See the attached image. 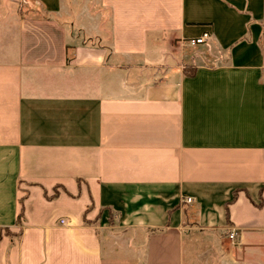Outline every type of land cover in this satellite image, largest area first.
Wrapping results in <instances>:
<instances>
[{
	"label": "crops",
	"instance_id": "obj_1",
	"mask_svg": "<svg viewBox=\"0 0 264 264\" xmlns=\"http://www.w3.org/2000/svg\"><path fill=\"white\" fill-rule=\"evenodd\" d=\"M16 1L0 264H264V0Z\"/></svg>",
	"mask_w": 264,
	"mask_h": 264
},
{
	"label": "rangeland",
	"instance_id": "obj_2",
	"mask_svg": "<svg viewBox=\"0 0 264 264\" xmlns=\"http://www.w3.org/2000/svg\"><path fill=\"white\" fill-rule=\"evenodd\" d=\"M18 11L23 15L47 17L46 12L42 11L40 6L35 1L30 0H17ZM45 17V18H46Z\"/></svg>",
	"mask_w": 264,
	"mask_h": 264
},
{
	"label": "built area",
	"instance_id": "obj_3",
	"mask_svg": "<svg viewBox=\"0 0 264 264\" xmlns=\"http://www.w3.org/2000/svg\"><path fill=\"white\" fill-rule=\"evenodd\" d=\"M209 36L208 33H205L204 35H202L201 37L199 38H196V39H191L189 42L192 44V45H197V44H200V43H203L205 42L206 38ZM186 201L187 202H191L192 201V197H187L186 198ZM62 222H64V220H62ZM229 237L231 239H234L236 237V232L235 230H232L230 233H229Z\"/></svg>",
	"mask_w": 264,
	"mask_h": 264
}]
</instances>
